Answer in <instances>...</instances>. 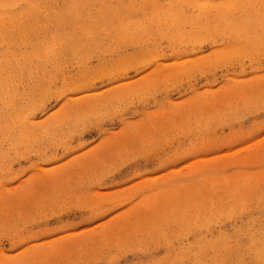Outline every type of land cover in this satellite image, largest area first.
Instances as JSON below:
<instances>
[{
    "label": "rangeland",
    "instance_id": "rangeland-1",
    "mask_svg": "<svg viewBox=\"0 0 264 264\" xmlns=\"http://www.w3.org/2000/svg\"><path fill=\"white\" fill-rule=\"evenodd\" d=\"M11 1L0 0V238L40 241L50 234L36 226L73 205L116 214L15 257L0 247V264H252L264 241V146L193 147L264 110L261 0H78L74 27L59 17L70 0H46L36 19ZM189 49L210 51L194 67L172 61ZM225 60L230 71L184 87L195 68ZM121 108L127 126L106 118ZM29 166L43 176L15 183Z\"/></svg>",
    "mask_w": 264,
    "mask_h": 264
},
{
    "label": "snow or ice",
    "instance_id": "snow-or-ice-1",
    "mask_svg": "<svg viewBox=\"0 0 264 264\" xmlns=\"http://www.w3.org/2000/svg\"><path fill=\"white\" fill-rule=\"evenodd\" d=\"M198 7L203 8H215L219 6L223 7H231V8H238L241 5L236 3L235 0H228L227 3L223 5H218L214 2L204 3L197 5ZM253 6V5H249ZM261 6L264 7V0H261ZM191 7V5H189ZM223 48H227L228 45L225 44L222 46ZM190 55L187 56H181L176 55L172 57V61L183 63L186 67H194L195 64L202 63L199 60V55H206L210 50L204 49L199 54L192 53L191 49L188 50ZM212 51H217V49H212ZM228 62V60H225L224 63H221L219 66H213L211 68H195L193 75L189 78L184 80L182 83L184 87L189 86V82L195 83L197 87H199V80L202 76L208 75L209 77L212 75V73L219 74L220 72H226L230 71L233 68V64ZM159 61H153L147 64L144 68V73L147 74V72L152 71L153 69H156L158 67ZM260 75L264 76V60H262L260 64ZM183 91V88L181 89ZM75 92H69L68 95H65L63 99L59 101V103L54 104L51 108L47 110V112L44 113L45 116L49 115L51 112L55 111L56 109L60 108L62 104H64L68 98L69 95H76ZM191 95H195V90L193 89L191 91ZM175 97H173L174 99ZM151 96L145 97L141 96L140 99L137 101V103H150ZM155 110V109H154ZM110 120H117L121 121L123 120L125 123L123 126H127V118L124 114V110L118 109L114 112H112L111 115L106 117ZM145 117L143 115L137 116L134 119H144ZM121 125L118 124L117 127H120ZM235 131H232L231 129L226 128L224 130L223 136L220 138L219 142L216 144L213 143H197L193 147V151L199 152L201 154L205 155H212L213 149L219 148L220 144H228L231 145V148L226 149L228 151L235 152L239 148L247 147L248 145H255L257 141L260 142L262 146H264V110L261 111V115L258 119L254 120L252 118H249L242 123H237L234 126ZM95 134V133H93ZM225 149H220V151H224ZM67 159V157H65ZM186 162V161H184ZM183 163V162H182ZM180 165H172V167H179ZM161 172L167 171L166 168H161ZM29 176L34 177H40L43 176V173L37 171L35 167L29 166L28 170L23 172L20 176L15 177L14 182L15 183H21L22 181H25L28 179ZM5 181L13 180V177L11 175L6 176ZM139 179V177L137 178ZM95 191V189L93 190ZM108 205H98L95 209L92 208H86L81 205H73L68 208H66L63 212V214L50 218L47 222H41L39 225L36 226V232L37 233H44L47 232L50 235L49 236H40V241H34L33 239L29 238L27 234L20 236V237H9L7 235L0 238L2 240V244H0V247H3L5 251H7L9 248L12 250L11 255L15 257L17 253H24L26 250L36 251L38 249H35L33 247L34 243L42 242L45 239L49 238H59V237H70L73 233H83L86 228H92L95 224L103 222L105 220L110 219L113 215L116 213L113 211L108 210ZM232 239L239 238L235 232L231 233ZM5 264H11L10 261H5ZM144 264H156L155 261L151 260H145ZM252 264H255V261L252 262ZM264 264V262H262Z\"/></svg>",
    "mask_w": 264,
    "mask_h": 264
},
{
    "label": "bare ground",
    "instance_id": "bare-ground-1",
    "mask_svg": "<svg viewBox=\"0 0 264 264\" xmlns=\"http://www.w3.org/2000/svg\"><path fill=\"white\" fill-rule=\"evenodd\" d=\"M2 1V3H4L3 2V0H1ZM21 1V0H20ZM25 1V0H24ZM24 1H22V3L24 2ZM14 2H15V0H14ZM19 2V1H18ZM2 3H1V5H2ZM5 3H10V5H11V3H12V1L11 0H6V2ZM25 3H27V7H24V8H28V11H27V15H29V14H33V19H36V14H38L37 13V10H38V8H40V7H42V8H44L45 7V5H47V1L46 0H26V2ZM24 3V5H26ZM79 3V1L78 0H70L67 4H64V9L63 10H65V12L67 13V14H65L64 16H59L60 17V19H61V21H62V19H64V21L66 22V24L69 26V27H74V26H76V24H77V20H78V16H79V8H80V6H81V4H78ZM23 5V6H24ZM8 6V5H7ZM13 6V5H12ZM63 6V5H62ZM62 6H60V9H56L57 10V14H59L60 15V12H61V8H62ZM0 8H1V6H0ZM5 9H6V7H5ZM3 11V10H2ZM6 11V10H5ZM24 12V11H23ZM6 13V12H5ZM8 13V12H7ZM26 13V12H25ZM43 13V12H42ZM0 14H1V12H0ZM56 14V12H54V14L53 15H55ZM9 15V13L7 14V16ZM11 15V14H10ZM22 15H24V14H22ZM50 15V14H49ZM49 15L47 14V17H48V19H49ZM11 17V16H10ZM12 17H14V16H12ZM18 17H20L19 15H18ZM25 17H26V15H25ZM8 18V17H7ZM28 19V18H27ZM38 19V18H37ZM53 19V17H52V15H50V20H52ZM9 20H11V19H9ZM17 21H18V18H17ZM7 22V21H6ZM14 23V22H13ZM2 24V23H1ZM0 24V25H1ZM12 24V23H11ZM10 24V25H11ZM22 24H24V23H22ZM9 25V24H8ZM8 25H7V27H8ZM1 31H3V30H1ZM1 40V39H0ZM1 42V41H0ZM255 261H256V264H262V262H264V241H262L261 242V245H260V247L258 248V250L256 251V254H255Z\"/></svg>",
    "mask_w": 264,
    "mask_h": 264
}]
</instances>
